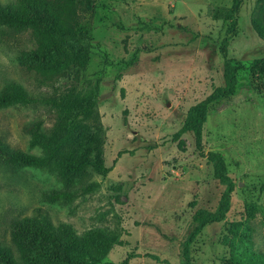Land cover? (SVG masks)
Instances as JSON below:
<instances>
[{
    "label": "rangeland",
    "instance_id": "obj_1",
    "mask_svg": "<svg viewBox=\"0 0 264 264\" xmlns=\"http://www.w3.org/2000/svg\"><path fill=\"white\" fill-rule=\"evenodd\" d=\"M10 0H0L4 3ZM232 0H96L91 10L79 9V26L95 47L84 68L54 86L41 84L38 74L21 66L20 49L34 47L28 35L0 36V89L9 81L30 95L51 97L80 91L99 82L97 115L103 129L106 177L89 180L100 187L68 204L47 202L42 194L62 188L45 170L0 163V246L15 252L10 223L41 208L53 224H70L77 234L92 229L121 231L105 262L180 264L181 243L197 209L214 210L224 187L212 165L198 155L192 133L174 142L188 109L223 85L219 48L225 35V10ZM255 0H243L236 14L238 33L228 57L240 64L237 92L212 108L203 127V151L223 155L236 187L224 221L207 225L190 249L191 264H222L228 257L225 237L233 224L244 222L250 244L264 253V76L252 80L250 66L264 59V41L251 26ZM1 30V28H0ZM133 60L134 63L122 69ZM35 120L49 128L53 115L44 108L0 110V138L13 148L29 147L22 127ZM179 142V145H178Z\"/></svg>",
    "mask_w": 264,
    "mask_h": 264
},
{
    "label": "trees",
    "instance_id": "obj_2",
    "mask_svg": "<svg viewBox=\"0 0 264 264\" xmlns=\"http://www.w3.org/2000/svg\"><path fill=\"white\" fill-rule=\"evenodd\" d=\"M95 1L0 2V36L14 39L28 35L35 45L31 49H20L17 62L28 70H34L41 84L54 86L71 78L74 69L84 68L89 62L95 47L87 30L79 26L78 11L91 10ZM242 1L232 0L223 18L226 28L219 48L223 59V85L188 109L182 126L172 138L177 142L184 134L192 133L196 152L208 160L214 178L224 187L214 210L197 209L194 212L191 229L181 243L180 264H191V245L207 225L225 220L236 187L223 155L215 151L204 153L202 136L209 111L221 107L238 89L239 73L243 67L228 57L227 49L230 40L238 33L235 16ZM251 26L264 41V0H255ZM133 63L130 60L122 69ZM249 71L254 81L264 76V59L254 61ZM99 88L97 81L83 90L51 97H34L14 81L6 82L0 89V110L9 107L44 108L53 115L49 128L41 120L22 127V132L29 137V147L40 150L38 155L13 148L0 138L1 164L9 168L45 170L61 182V189L42 194L47 202L68 204L84 197L100 187L99 183L89 180L92 173L106 177L111 171L102 159L105 137L96 111ZM255 212L256 208H247L245 221L228 228L230 237H225L224 245L228 247L229 254L222 264H264V253L242 245L250 244L249 221L255 217ZM9 236L15 252L0 246V264H112L104 260L114 246L122 244L121 231L92 229L77 234L70 224H53L41 208L33 209L31 215L12 220ZM144 256L161 264H170L153 254ZM136 257L139 255L129 254L120 264H127Z\"/></svg>",
    "mask_w": 264,
    "mask_h": 264
}]
</instances>
